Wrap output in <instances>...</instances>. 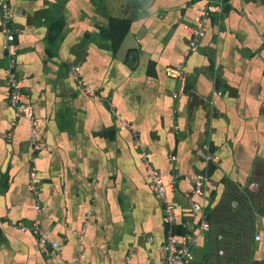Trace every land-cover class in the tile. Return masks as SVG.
I'll return each instance as SVG.
<instances>
[{
    "label": "crops",
    "instance_id": "crops-1",
    "mask_svg": "<svg viewBox=\"0 0 264 264\" xmlns=\"http://www.w3.org/2000/svg\"><path fill=\"white\" fill-rule=\"evenodd\" d=\"M208 1L12 0L17 72L42 146L34 154L30 123L10 104L0 31V264L162 261L163 204L121 119L134 123L165 180L177 177L168 196L178 225L197 226L192 264H264V0H226L188 54V26ZM72 64L99 99L78 87ZM182 65L187 89L175 98L179 81L167 69ZM206 145L217 162L206 161ZM33 165L41 213L29 189ZM207 168L192 203L185 193ZM239 192L249 223L237 210L235 233L198 227L204 212L218 223L225 205L236 209ZM38 217L58 250L16 226Z\"/></svg>",
    "mask_w": 264,
    "mask_h": 264
},
{
    "label": "built area",
    "instance_id": "built-area-1",
    "mask_svg": "<svg viewBox=\"0 0 264 264\" xmlns=\"http://www.w3.org/2000/svg\"><path fill=\"white\" fill-rule=\"evenodd\" d=\"M226 0H209L203 7L198 8V13L194 18V24L188 26L191 38L187 53L195 52L200 48L202 37L205 35L208 24L212 16L222 17L225 9ZM15 11L12 5V0H0V31L6 35L4 49L7 52L9 62L6 68L8 84L10 87V104L15 111L17 118H25L30 123V140L33 147L34 154L41 148L42 143L39 140V121L35 116L34 106L29 101V95L25 91L24 80L17 72V54L18 47L16 42V35L18 30L13 25ZM184 65L178 67H169L167 73L178 79V87L173 92L175 98L180 97L187 89V76ZM70 73L76 80L78 87L82 89L92 98H100L101 95L90 85L86 84L82 78L81 64H72L70 66ZM221 94V91L218 92ZM122 129L130 130L135 138L136 145L140 149V156L144 163L146 174L149 178V184L154 194L161 200L163 204V224L166 230V239L164 244L165 255L159 264H192L194 260V245L196 243V227L192 221H186L182 224V231H177V213L174 202L169 198L168 192L170 189L176 188L177 177H173L171 181L165 180L162 172L154 166L150 159L149 151L141 144L138 130L134 123L127 119H121ZM206 161L210 164L217 162L218 157L211 150L209 145H206ZM172 159H175L172 156ZM209 179L208 168L200 173L195 182V186L191 191L185 193V198L193 203L195 194H204L206 183ZM39 178L37 176V168L32 166L30 172L29 189L35 200V209L38 213L42 212V204L40 201ZM16 226L21 230H31L38 238L42 249L53 248L58 250L60 244L50 238L48 231L42 224L38 217L34 219L32 224L26 225L20 221ZM198 227L202 230L209 231L212 227L211 222L206 219L205 212L203 213L201 222ZM260 239V235L256 236ZM83 252V248H82Z\"/></svg>",
    "mask_w": 264,
    "mask_h": 264
},
{
    "label": "trees",
    "instance_id": "trees-1",
    "mask_svg": "<svg viewBox=\"0 0 264 264\" xmlns=\"http://www.w3.org/2000/svg\"><path fill=\"white\" fill-rule=\"evenodd\" d=\"M238 200L237 208L234 209L231 205H225L226 209L223 210V214L221 215L220 221L216 223L215 220L211 221V225L213 227L219 226V228L226 233L236 232L238 224H233L235 219L236 211L239 210L240 218L246 220L247 223L250 222L253 216L252 207L250 205L248 196L244 192H239L235 197Z\"/></svg>",
    "mask_w": 264,
    "mask_h": 264
},
{
    "label": "water",
    "instance_id": "water-1",
    "mask_svg": "<svg viewBox=\"0 0 264 264\" xmlns=\"http://www.w3.org/2000/svg\"><path fill=\"white\" fill-rule=\"evenodd\" d=\"M177 231H178V233H181V231H182V225H181V224H179V225L177 226Z\"/></svg>",
    "mask_w": 264,
    "mask_h": 264
}]
</instances>
